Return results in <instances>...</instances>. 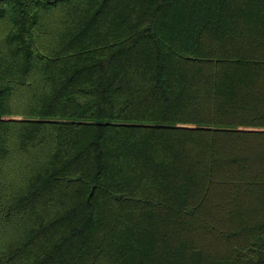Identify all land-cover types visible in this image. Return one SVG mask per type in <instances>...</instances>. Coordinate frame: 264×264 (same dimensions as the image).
I'll return each mask as SVG.
<instances>
[{
	"label": "trees",
	"instance_id": "obj_1",
	"mask_svg": "<svg viewBox=\"0 0 264 264\" xmlns=\"http://www.w3.org/2000/svg\"><path fill=\"white\" fill-rule=\"evenodd\" d=\"M0 264H264V0H0Z\"/></svg>",
	"mask_w": 264,
	"mask_h": 264
}]
</instances>
